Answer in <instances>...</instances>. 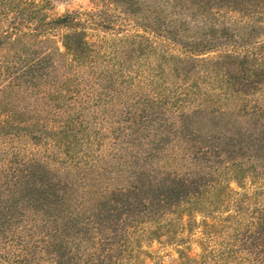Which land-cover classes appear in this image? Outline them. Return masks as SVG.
Wrapping results in <instances>:
<instances>
[{"label": "trees", "instance_id": "obj_1", "mask_svg": "<svg viewBox=\"0 0 264 264\" xmlns=\"http://www.w3.org/2000/svg\"><path fill=\"white\" fill-rule=\"evenodd\" d=\"M50 3L0 0L4 90L64 98L73 77L99 65L91 30L140 51L172 43L175 70L191 81L153 118L111 135L80 136L71 116L35 132L0 122L35 147L0 169V233L23 223L52 264H86L75 250L89 238L106 264L142 262V244L155 241L175 249L174 264H264V0H103L58 16ZM201 113L209 126L195 121Z\"/></svg>", "mask_w": 264, "mask_h": 264}, {"label": "rangeland", "instance_id": "obj_2", "mask_svg": "<svg viewBox=\"0 0 264 264\" xmlns=\"http://www.w3.org/2000/svg\"><path fill=\"white\" fill-rule=\"evenodd\" d=\"M102 1L50 0L48 12L58 16L70 11L91 10L98 4L100 6ZM145 1L147 4L152 3V0ZM114 14L118 22L123 21V15H119L117 10ZM99 34L106 37L103 42L98 41ZM91 39L94 44L102 47L97 58L99 65L95 69H85L79 76L73 77L70 81V91L65 93L64 98L49 95L45 101L42 93L20 94L17 89L4 90L3 80L0 79V122L7 120L18 125L31 124V128L36 125L33 128L35 132L38 126L46 124L51 126L71 116V119L82 124L80 136L84 133V128L93 136L99 135L97 132L111 135L114 129L122 128L121 131H124L126 127L132 126L133 121L136 123L134 127H137V124L140 125L144 120L153 118L152 113L157 109L156 105L160 100L163 103L168 102L178 94L180 88L187 87V83L191 81L187 79V83L182 82V76H179L182 70L179 72L175 70L176 65L169 54L177 53V48L172 43L158 41L152 44L146 41L144 50L140 51L139 42L135 47H129L130 44L125 46L120 40H113L112 33L104 31L91 30ZM107 75L110 76L108 79L105 78ZM46 105H49L50 109L43 111ZM59 106L67 107L62 117L57 116ZM209 119L208 114L201 113L196 116L195 121L206 126ZM219 122L224 128H231L230 118H221ZM1 126L2 170L12 166L11 161L16 160L17 154L20 156L30 154L35 147L26 137L13 141L10 130L5 128V125ZM232 186L236 187L235 183ZM200 218L198 215V219ZM4 228L7 230L0 233V264H52L50 256L39 244V234L28 230L23 223L5 225ZM223 229L218 231L219 242L226 236L225 228ZM224 240H228V237ZM206 242L208 246L215 247V242L214 244ZM100 243V239H85L75 251L85 254L86 264H106L105 253ZM142 246L146 253L141 257L142 262L136 264H174L178 257L175 249L166 248L167 246H162L158 241L153 242L151 246L144 242ZM193 251L203 253L200 242L193 243Z\"/></svg>", "mask_w": 264, "mask_h": 264}]
</instances>
